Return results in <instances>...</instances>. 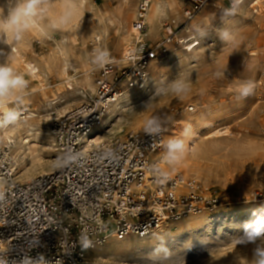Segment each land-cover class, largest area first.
<instances>
[{"label":"rangeland","instance_id":"obj_1","mask_svg":"<svg viewBox=\"0 0 264 264\" xmlns=\"http://www.w3.org/2000/svg\"><path fill=\"white\" fill-rule=\"evenodd\" d=\"M144 1L41 0V7L47 6L45 11L34 17L36 26L24 30L20 40L8 45L6 33L0 31V65L11 66L15 75L27 81L26 87L14 94L18 99L8 101L7 108L19 113L20 118L35 116L30 140L34 152L26 162L35 160L36 169L27 170L20 181H29L28 175L44 174L43 168L53 166L54 171L59 166L53 137H46L39 127L45 123L52 130L57 119L91 95L82 88L70 104L56 109L49 106L50 102L59 96V88L70 91V86L65 88L69 80L68 85L88 83L96 91L104 54L122 66L126 51L134 43L132 23ZM14 2L0 0V19L6 17ZM179 3L178 10L168 8L160 19L156 39L149 34L152 44L148 47L152 48L162 44L166 25L172 26L175 38L168 55L153 62L151 71L149 68L152 85L135 89L148 90L145 101L123 102L113 126L103 134L107 135L103 143L144 130L147 121L154 120L151 127L158 124L166 131L163 155L169 140H182L185 153L188 145V155L172 162L175 172L164 169L195 181L200 190H207V197L216 193L222 213L198 222L187 216L165 226L163 233L143 239H113L88 252L84 264H251L255 249L264 247V236L255 242H248L245 236L247 224L264 221V0H245L235 8L224 0H214L191 20L185 13L192 4L188 0ZM147 28L148 24L145 34ZM201 30L204 32L197 36L194 50L182 51L187 40L193 39L190 33L198 35ZM102 32V39L96 40ZM127 35L131 38L126 45L122 38ZM26 62L39 69L40 78L31 76ZM0 114L5 122L3 112ZM183 114L192 115L194 124H185ZM120 128L122 133L118 134ZM4 145L8 142L1 140L0 147ZM14 148L20 172L22 160ZM185 168L197 177H186ZM238 239L245 242L238 244Z\"/></svg>","mask_w":264,"mask_h":264},{"label":"built area","instance_id":"obj_2","mask_svg":"<svg viewBox=\"0 0 264 264\" xmlns=\"http://www.w3.org/2000/svg\"><path fill=\"white\" fill-rule=\"evenodd\" d=\"M188 1L192 8L185 16L191 20L214 0ZM224 1L230 8L245 3ZM147 8L143 2L132 23L134 43L122 66L104 54L95 93L53 123L56 170L20 181L13 143L0 147V264H84L109 237L143 239L220 205L216 193L207 197L195 181L162 167L166 131L158 124L155 131H130L85 148L109 107L126 91L143 89L152 63L168 55L175 32L166 25L162 44L148 47ZM187 43V50L197 45Z\"/></svg>","mask_w":264,"mask_h":264},{"label":"bare ground","instance_id":"obj_3","mask_svg":"<svg viewBox=\"0 0 264 264\" xmlns=\"http://www.w3.org/2000/svg\"><path fill=\"white\" fill-rule=\"evenodd\" d=\"M144 2H147L148 3V11H147V14H146L147 16H146V20H145V22H147V24H148L147 33H146L148 35V39L147 38L146 39L148 40L147 41L148 45H151L152 42L150 40L149 34L151 35L152 40H155L156 38H154V35H156V33L158 31V26H159L160 19L167 13V9L168 8H170L172 12H175L176 9L178 10V7H179V4L180 3H179V0H145ZM242 12H244V11H242ZM129 16H130V14H129ZM148 29H149V32L150 33L148 32ZM203 32L204 31L201 30V32L198 35H196L194 33H190L189 37L191 39L193 38L194 41L195 40L197 41V38H198L197 36L203 34ZM103 36H104V32L99 33V34H97L95 36V39L100 41ZM130 38H131L130 35L123 36V38H122L123 44H126L127 45L128 43H130ZM185 38H186V36H185ZM6 40H7V44L9 45V44L12 43L13 40H17V39H15V37L9 38V39L6 37ZM121 45H122V43H121ZM199 45H200V43H199ZM12 47H13L14 52L15 51L18 52L17 48L14 47V45H12ZM186 49L187 48H182L181 50L184 51ZM192 50H194V49L192 48L188 52L190 53ZM188 52H187V54H188ZM174 54H176V53H174ZM174 56H176V55H174ZM25 67H26L27 70L31 71V76L33 78H40V75H37V73L39 72V69L38 68H35V65L34 64H32L31 62H26ZM151 69H152V67L150 68V71H151ZM161 70L162 69L159 70L160 73L162 72ZM46 71H47V69H46ZM86 80L87 81H90L91 80V77L88 76ZM69 81H67V87H65V88L68 89V86H70L71 87L70 91H66V90L64 91V90H62V88H59V90H60L59 96H57L54 99L55 102H53V103L50 102L49 106L58 109L61 106V104L62 105L64 103L70 104L72 102V100H74L75 98H78L80 96V94H81V91L80 90L82 88H84L85 90L90 91V95L91 96L95 92L94 91L95 90V87L94 86H91L88 83H86V85L80 86L77 83V81H76V83L74 84L75 86H73V84L72 85H68L69 84ZM153 81H154V78H149L147 84L151 86L152 83H153ZM145 89H147V88L145 87ZM143 90H144V88H143ZM146 91H143V92H142V90L139 91V92L137 90H129V91H126L124 93L123 97L118 102H116L113 105H111V107H109V109H108V113L105 116L103 122L94 130V135H92L93 138H91V139H89L87 141V145L85 146V148L86 149H92L93 147H95V146L103 143L104 139L107 137V135H103V134H104V132H105V130L107 128L109 129V127L113 126V120H115L117 118L116 113H117V111H119V109H121V107H122L121 104L123 102H126L128 104L129 103L132 104L136 100H137V102H143V101H145V99H146L145 97H147L146 96V93H148V90H146ZM16 93H17V91L14 90V94H16ZM0 103H2V102H0ZM7 104H8V102L2 103V107H0V112L1 111L3 112V107H7ZM188 109L189 110H194V108H192L191 106H189ZM18 114H16V119L15 120H8V119H6L5 122H2L1 114H0V141L1 140H6L8 143L12 142L13 145L15 146V148H16V149L14 148V150H16L17 154L20 155V158L22 160L23 170H21L20 172L18 171V175L16 176V178L17 179H21L22 176L25 174V172L27 170L35 167V160L31 159V161L29 160L30 161L29 164H27L28 161L26 162V159H27V157H29L30 154H33V152H34V151H31V148H30V145H31L30 144V140L32 138L31 135L34 132L36 125H35V123L33 121V117H35L33 114H28V115L26 114L27 116H24L22 118H20V115H18ZM193 118L194 117L192 115L183 114L181 119L184 120V123L185 124H187L188 126H190V125H192V123L194 124ZM194 120L196 122V118ZM39 123H41V122H39ZM39 128L41 129V131H43V133L45 134L46 137H49V138L51 137L52 138V130L45 123H44V125H41ZM116 132L118 134H121L122 133V129L120 128V129L116 130ZM165 147H166V145H165ZM186 151H187V153H185L184 150H181V151L177 152L176 153V156L178 157V159H176L174 161H177V160L181 159L182 157H184L185 155H188V145H187V150ZM172 162L173 161L166 162L163 159L162 167L165 168L168 171L175 172V170L172 169ZM175 164H177V163H175ZM35 169H36V167H35ZM42 170L45 171L44 173H46V171H52L53 170V166H49L46 169L43 168ZM179 172H181V171H179ZM184 174L186 175V177H189V178L190 177H192V178H194V177L196 178L197 177V174H191L188 168L187 169L185 168ZM26 179L27 180H30V179H32V176L31 175H28V176H26ZM198 180H199V178H198ZM200 181L204 184V186L207 187L206 183L203 180H200ZM221 207L222 206L218 207L213 213H207V212H205V213H202L200 215H196L197 217L196 216H192V217H194V219L197 220V222L198 221H206V220H208L210 218H214V216L221 215V213H222L221 212ZM165 226H168V225H163L160 229L156 230L153 234L158 235V234L163 233L164 232V228H167ZM113 239L114 238H110L109 237L107 239V242L106 243H109Z\"/></svg>","mask_w":264,"mask_h":264},{"label":"clouds","instance_id":"obj_4","mask_svg":"<svg viewBox=\"0 0 264 264\" xmlns=\"http://www.w3.org/2000/svg\"><path fill=\"white\" fill-rule=\"evenodd\" d=\"M41 7V0H15V2L9 7L5 18L0 19V31L6 33L7 38H13L19 40L20 34L24 30L32 29L36 26L34 17L39 12H43L46 9ZM63 23L57 24V27ZM226 35V33H225ZM103 55V54H102ZM27 81L21 75H15L11 66L0 65V102L6 103L18 99L14 95V90L19 91L26 87ZM0 103V107H2ZM3 114L8 120H15L16 113L3 107ZM155 123L154 120H148L147 126L149 131H155L151 125ZM184 142L179 139L169 140L167 143V152L163 159L166 162H171L178 157L176 153L183 150ZM245 236L248 242H255L257 239L264 236V221L257 219L253 223H249L245 226ZM244 239H238L236 243H244ZM255 259L251 264H264V247H257L254 252Z\"/></svg>","mask_w":264,"mask_h":264}]
</instances>
